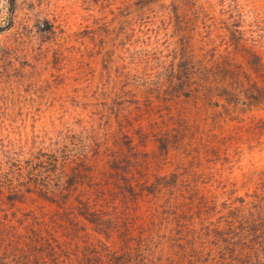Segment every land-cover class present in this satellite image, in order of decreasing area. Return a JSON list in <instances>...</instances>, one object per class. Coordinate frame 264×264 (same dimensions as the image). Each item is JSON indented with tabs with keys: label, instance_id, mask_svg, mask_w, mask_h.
<instances>
[{
	"label": "rangeland",
	"instance_id": "374dc122",
	"mask_svg": "<svg viewBox=\"0 0 264 264\" xmlns=\"http://www.w3.org/2000/svg\"><path fill=\"white\" fill-rule=\"evenodd\" d=\"M0 27V223L20 181L21 210L62 212L40 188L75 171L94 194L264 178V0H0Z\"/></svg>",
	"mask_w": 264,
	"mask_h": 264
},
{
	"label": "trees",
	"instance_id": "16d2710c",
	"mask_svg": "<svg viewBox=\"0 0 264 264\" xmlns=\"http://www.w3.org/2000/svg\"><path fill=\"white\" fill-rule=\"evenodd\" d=\"M80 174L67 178L64 195L40 188L62 209L46 217L19 207L34 200L25 182L11 187L6 201L19 212L0 223V264H264V178L239 196L213 187L224 185L221 176L205 188L174 173L139 194L119 175L117 194H94L80 188ZM159 196L167 205L142 209L146 197ZM63 208L72 210L68 217Z\"/></svg>",
	"mask_w": 264,
	"mask_h": 264
}]
</instances>
